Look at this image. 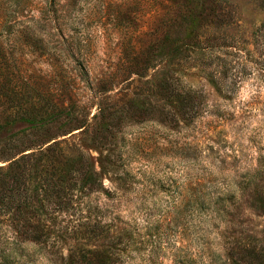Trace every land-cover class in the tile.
<instances>
[{"label": "rangeland", "instance_id": "obj_1", "mask_svg": "<svg viewBox=\"0 0 264 264\" xmlns=\"http://www.w3.org/2000/svg\"><path fill=\"white\" fill-rule=\"evenodd\" d=\"M54 136L62 218L124 228L126 264H264V0H0V165Z\"/></svg>", "mask_w": 264, "mask_h": 264}, {"label": "trees", "instance_id": "obj_2", "mask_svg": "<svg viewBox=\"0 0 264 264\" xmlns=\"http://www.w3.org/2000/svg\"><path fill=\"white\" fill-rule=\"evenodd\" d=\"M19 101L16 105L21 112H16V117L24 121L32 133L46 135L58 118L40 114L31 100L30 103ZM55 138L42 139L27 148L32 151L25 152L24 148L7 158L6 164L0 165V264H32L34 253L39 250L36 247L40 248V244L47 241V238L41 240L39 229L48 231L47 224L50 223V253L56 257L48 258L41 264H126V259L120 258L129 243L126 235L120 231L124 228H117L98 215L95 218L85 216L80 220L69 213L70 219L62 218L65 211L72 208L73 195H68L69 187L65 186L62 174L57 171L59 160L54 150L58 139ZM32 158L34 161L29 162ZM38 174L41 175L38 178L39 185L29 188L31 177ZM242 186L245 190L249 183ZM255 189L256 184L254 189L249 190L251 194L256 192ZM81 238L94 239V242L88 247L63 242Z\"/></svg>", "mask_w": 264, "mask_h": 264}]
</instances>
